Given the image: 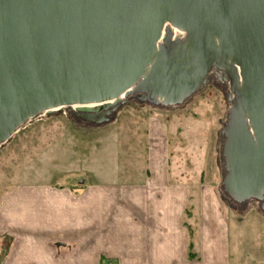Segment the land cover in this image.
Returning a JSON list of instances; mask_svg holds the SVG:
<instances>
[{"label": "water", "instance_id": "1", "mask_svg": "<svg viewBox=\"0 0 264 264\" xmlns=\"http://www.w3.org/2000/svg\"><path fill=\"white\" fill-rule=\"evenodd\" d=\"M167 24L185 38L163 37ZM214 66L236 93L225 189L262 198L264 0H0V147L44 111L111 99L138 81L144 99L183 103Z\"/></svg>", "mask_w": 264, "mask_h": 264}, {"label": "rangeland", "instance_id": "2", "mask_svg": "<svg viewBox=\"0 0 264 264\" xmlns=\"http://www.w3.org/2000/svg\"><path fill=\"white\" fill-rule=\"evenodd\" d=\"M167 29L182 38L170 24L163 37ZM212 69L216 75L180 104L141 93L117 105L33 117L0 147V184L24 172L53 181L109 178L117 161L125 174H146L150 160L168 159L173 178L201 195L203 215L226 229L231 264H264V200L237 201L224 186L225 129L236 93L228 71Z\"/></svg>", "mask_w": 264, "mask_h": 264}, {"label": "crops", "instance_id": "3", "mask_svg": "<svg viewBox=\"0 0 264 264\" xmlns=\"http://www.w3.org/2000/svg\"><path fill=\"white\" fill-rule=\"evenodd\" d=\"M115 165L109 178L0 184V264H231L226 229L168 159L146 174Z\"/></svg>", "mask_w": 264, "mask_h": 264}, {"label": "bare ground", "instance_id": "4", "mask_svg": "<svg viewBox=\"0 0 264 264\" xmlns=\"http://www.w3.org/2000/svg\"><path fill=\"white\" fill-rule=\"evenodd\" d=\"M172 28L174 29V31H176L175 37L177 36V33H180L179 35L182 36V38H185L186 34H185L184 31H181V30H179L177 28H174V27H172ZM160 43H162V39L159 40L158 44H160ZM238 70H239V68H238ZM216 72L217 71L215 69H212L207 75H208V77L210 75L214 76V75H216ZM139 82L140 81L136 82L129 89H127L126 91L122 92L121 94H119V95H117V96H115V97H113L111 99H107V100H103V101H99V102L85 103V104L61 105V106L55 107V108H53L51 110L52 111H58V110H62V109H71V110H73V107H75L74 110H91V109H94L96 107H108V106H111V105H117L119 103L127 101L132 96L140 94L139 91L137 90V86H138ZM51 110L44 111L43 113L50 112ZM32 119L33 118H31L30 120H32ZM254 199L255 198L252 197L250 200L254 201ZM262 199L264 200V194H263Z\"/></svg>", "mask_w": 264, "mask_h": 264}]
</instances>
